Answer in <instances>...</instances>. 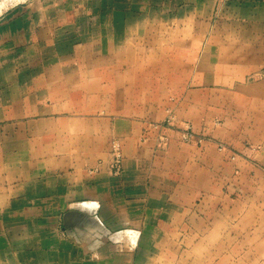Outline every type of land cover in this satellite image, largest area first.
<instances>
[{
    "label": "crops",
    "instance_id": "crops-1",
    "mask_svg": "<svg viewBox=\"0 0 264 264\" xmlns=\"http://www.w3.org/2000/svg\"><path fill=\"white\" fill-rule=\"evenodd\" d=\"M263 70L264 0H0V264H264ZM208 91L215 208L142 140Z\"/></svg>",
    "mask_w": 264,
    "mask_h": 264
},
{
    "label": "rangeland",
    "instance_id": "rangeland-1",
    "mask_svg": "<svg viewBox=\"0 0 264 264\" xmlns=\"http://www.w3.org/2000/svg\"><path fill=\"white\" fill-rule=\"evenodd\" d=\"M189 27V26H188ZM177 30L182 32L184 31V26H176ZM190 31L192 32H201L204 31L203 26H190ZM205 31L215 32L216 26L210 25L207 26ZM182 68V67H180ZM178 75V74H177ZM183 75V74H182ZM189 77V74H187ZM198 75L196 73L191 74V78L189 82V88H195L196 83L199 82L198 77L194 79V76ZM254 77H263L264 70L254 74ZM175 85L177 83V89L179 88V81H174ZM176 89V90H177ZM174 99V98H172ZM193 100V110L192 116L181 115L178 112L172 111L170 107L167 108L169 114L161 121H152L148 126L150 128H146L143 139L147 138V132L153 130L157 133L156 136V145H155V154H159V156L166 155L175 147L180 148V146H184L183 149H179L182 151V156H191V158H196V161L203 166L201 169L192 168L191 170H187L191 173L190 187L192 190L199 193L200 199H205L203 204L208 208H215V195L217 188H221V184L217 182V174H216V153L215 151L220 150L218 145L219 143L226 144L220 141H217L215 137V128L217 125L221 124V119H219L216 115V105H215V93L214 91H208L207 96L205 98L204 94H194L192 96ZM206 101V103H205ZM201 115V117H200ZM167 133H166V132ZM186 134H189L188 137H185ZM116 139V138H115ZM113 140V139H112ZM111 140V141H112ZM175 145V146H174ZM213 148L212 152H209L201 159L199 157L200 151H206ZM110 150H111V142H110ZM168 151V152H166ZM178 151V150H176ZM166 152V153H164ZM110 154V151H109ZM6 154L0 153V165L2 167H6L4 163H7L13 157H6ZM2 156H4V160H2ZM8 156V154H7ZM168 156H172L170 153ZM111 157V154H110ZM167 157V155H166ZM175 158V157H173ZM177 162H184L183 159H177ZM193 160V159H192ZM112 161V157H111ZM188 162V161H187ZM181 164V163H180ZM185 171V170H182ZM227 186H224V194L228 193L226 189ZM199 203V201H198Z\"/></svg>",
    "mask_w": 264,
    "mask_h": 264
},
{
    "label": "built area",
    "instance_id": "built-area-1",
    "mask_svg": "<svg viewBox=\"0 0 264 264\" xmlns=\"http://www.w3.org/2000/svg\"><path fill=\"white\" fill-rule=\"evenodd\" d=\"M189 134H186L185 137H188ZM220 150L225 149V145L222 143H219L218 145ZM110 154L112 157V161H111V167L115 170L118 171L121 165V162L123 160V153H122V149H121V143L118 139H113L111 141V150H110Z\"/></svg>",
    "mask_w": 264,
    "mask_h": 264
}]
</instances>
